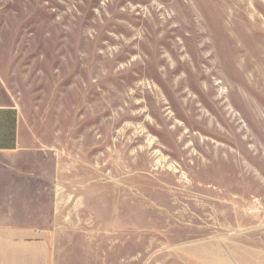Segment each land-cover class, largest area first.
Returning <instances> with one entry per match:
<instances>
[{
	"label": "rangeland",
	"instance_id": "obj_1",
	"mask_svg": "<svg viewBox=\"0 0 264 264\" xmlns=\"http://www.w3.org/2000/svg\"><path fill=\"white\" fill-rule=\"evenodd\" d=\"M0 63L90 264H264V0H0Z\"/></svg>",
	"mask_w": 264,
	"mask_h": 264
},
{
	"label": "crops",
	"instance_id": "obj_2",
	"mask_svg": "<svg viewBox=\"0 0 264 264\" xmlns=\"http://www.w3.org/2000/svg\"><path fill=\"white\" fill-rule=\"evenodd\" d=\"M63 168L55 153L25 141L0 63V264L91 263L78 250Z\"/></svg>",
	"mask_w": 264,
	"mask_h": 264
}]
</instances>
